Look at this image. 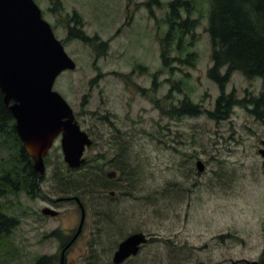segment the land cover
Instances as JSON below:
<instances>
[{
	"label": "rangeland",
	"instance_id": "1",
	"mask_svg": "<svg viewBox=\"0 0 264 264\" xmlns=\"http://www.w3.org/2000/svg\"><path fill=\"white\" fill-rule=\"evenodd\" d=\"M171 1L149 11L147 0H34L76 64L53 90L92 144L71 169L59 135L39 193L0 198L2 212L18 223L0 237V264H60L81 223L80 204L84 220L65 264H114L119 244L136 233L148 241L121 264H264V106L256 115L240 104L227 119L209 118L220 93L207 77L208 0H187L197 26L172 44L162 65ZM72 28L97 40L69 39ZM261 93L260 79L240 73L225 88L244 104ZM184 102L200 114H175ZM13 155L11 146L0 147V170ZM111 171L116 179L107 177ZM62 197L78 201L51 203ZM44 208L59 215L44 216Z\"/></svg>",
	"mask_w": 264,
	"mask_h": 264
},
{
	"label": "water",
	"instance_id": "2",
	"mask_svg": "<svg viewBox=\"0 0 264 264\" xmlns=\"http://www.w3.org/2000/svg\"><path fill=\"white\" fill-rule=\"evenodd\" d=\"M75 67L34 0H0V91L15 121L17 135L33 160L38 181L45 174L44 159L59 135L64 160L71 169L84 163V149L92 144L76 123L72 108L53 90L58 76ZM74 137L80 139L77 145ZM259 153L264 158V150ZM196 165L202 172V163L198 161ZM107 177L115 179L116 172H109ZM80 207L81 223L68 247L81 231L85 212L81 204ZM42 214L58 215L50 208ZM147 241L142 233L129 236L119 244L113 263L121 264L135 256ZM64 250L60 264H64Z\"/></svg>",
	"mask_w": 264,
	"mask_h": 264
},
{
	"label": "trees",
	"instance_id": "3",
	"mask_svg": "<svg viewBox=\"0 0 264 264\" xmlns=\"http://www.w3.org/2000/svg\"><path fill=\"white\" fill-rule=\"evenodd\" d=\"M52 4H59V0H48ZM207 33L211 44V67L207 77L217 87L220 96L215 108L207 113L212 120H224L232 113V108L243 104L254 107L252 114L259 113L264 106V0H208ZM160 7L159 0H147L145 4ZM193 1L172 0L168 3L166 24L168 31L161 41L162 65L167 67L168 49L185 33L197 26V20H191ZM184 10L187 17L182 18L180 11ZM69 39H77L91 44L97 39L87 37L82 31L70 29ZM180 43L177 44V48ZM233 73H240L247 80L260 79L262 93L260 97L247 102H237L233 95L226 96L225 88ZM180 116H198L200 111L196 105L184 102L174 110ZM202 114V113H201ZM0 147L11 146L13 157L1 165L0 170V198L7 194L18 195L20 192L30 197L39 193L38 174L33 169V160L25 150L15 130V121L5 105L3 94L0 91ZM46 161V158L44 159ZM125 160L122 163L125 164ZM118 168L124 171L125 165ZM116 172V171H115ZM117 173V172H116ZM116 179V178H115ZM14 218L8 217L0 209V237L9 235L17 226ZM38 264H49V259L42 258Z\"/></svg>",
	"mask_w": 264,
	"mask_h": 264
},
{
	"label": "flooded vegetation",
	"instance_id": "4",
	"mask_svg": "<svg viewBox=\"0 0 264 264\" xmlns=\"http://www.w3.org/2000/svg\"><path fill=\"white\" fill-rule=\"evenodd\" d=\"M76 201V199H73V198H64V197H62V198H58V199H56V200H54V201H52L51 203H54V205H56L57 203H66V202H71V201ZM44 209H46V208H44ZM44 209H42V213H43V210ZM51 209V208H50ZM54 210V209H53ZM57 212V211H56ZM58 213V212H57ZM58 215H59V213H58ZM57 215V216H58ZM57 216H55V217H57ZM74 238V237H73ZM72 238V239H73ZM78 238V237H77ZM72 239L67 243V244H65V246L63 247V249H62V251L64 250V249H66V250H64V264H65V254H66V252L69 250V248L72 246V244L74 243V241L71 243V245L68 247V245L70 244V242L72 241ZM66 247H68V248H66ZM141 248H142V246L140 247V250H141ZM62 251H61V253H62ZM140 252V251H139ZM136 255H138V253L136 254ZM136 255L134 256V257H136ZM60 257H61V255H60ZM131 257H133V256H130L129 258H127V259H125L122 263H125L126 261H128V260H130L131 259ZM133 257V258H134ZM59 263H60V260H59Z\"/></svg>",
	"mask_w": 264,
	"mask_h": 264
}]
</instances>
